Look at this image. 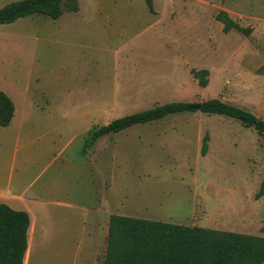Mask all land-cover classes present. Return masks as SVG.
<instances>
[{"label": "rangeland", "instance_id": "374dc122", "mask_svg": "<svg viewBox=\"0 0 264 264\" xmlns=\"http://www.w3.org/2000/svg\"><path fill=\"white\" fill-rule=\"evenodd\" d=\"M76 3L57 20L0 25V91L15 107L0 128V189L14 160L12 190L40 201L29 264L99 263L111 215L264 237V134L235 119L176 114L82 155L94 129L157 104L217 99L264 121V0ZM219 12L250 34L224 33ZM193 70L208 71L205 86Z\"/></svg>", "mask_w": 264, "mask_h": 264}, {"label": "trees", "instance_id": "16d2710c", "mask_svg": "<svg viewBox=\"0 0 264 264\" xmlns=\"http://www.w3.org/2000/svg\"><path fill=\"white\" fill-rule=\"evenodd\" d=\"M152 11L151 0H144ZM77 11L76 0H18L0 8V25L33 15L57 20L64 12ZM216 20L222 31L250 34L233 22L225 12ZM200 86L207 84V70L192 71ZM201 112L221 115L239 121L264 134V121L237 107L210 99L200 103L171 102L157 104L141 112L113 120L109 126L94 129L84 139L82 155L109 133H118L136 125H144L183 113ZM12 100L0 91V127H8L14 117ZM208 137L202 140L201 154L207 151ZM264 195V181L257 198ZM30 219L25 211H15L0 204V264H22L27 249ZM105 252L98 264H264V237L219 231L198 226L111 215L105 239Z\"/></svg>", "mask_w": 264, "mask_h": 264}, {"label": "crops", "instance_id": "0c3cea01", "mask_svg": "<svg viewBox=\"0 0 264 264\" xmlns=\"http://www.w3.org/2000/svg\"><path fill=\"white\" fill-rule=\"evenodd\" d=\"M52 26H53V29H55V32L54 31L53 32L58 33L59 32L58 23H56L55 25H52ZM14 117H15V115H14ZM14 117H13L11 123L14 121V119H15ZM8 127H5V128L0 127V128H2V130H6ZM15 151H18L17 147H16ZM13 154L15 156V152ZM14 156L12 157L13 159H14ZM21 164H22V166L27 167L28 162L22 160ZM13 165H14V160L11 161V167H10L11 170H9L8 182L5 185L4 189H0V197L7 201V202L4 201L2 204H6L8 207H10L12 210H15V211H25L29 215L30 224H29V228L27 230V249L25 251V255L23 258V262H22V264H29L30 256H31V253L34 249L35 244L37 243L38 240L40 241L41 239H44L43 235L39 234V228L37 227V219L35 218V216H33V214L29 210V203L40 202V201L38 199L30 198L29 195H27L26 193L19 194L16 191L12 190L11 185H10V181H11V174L14 171ZM101 206H102V204H101ZM101 206H100L101 219L94 223L96 225V232H95L94 237H97V235H98V233H97L98 232V224L104 218L103 212L101 211ZM18 209H21V210H18ZM102 215H103V217H102ZM107 232H108V230H107ZM105 239H106V237H105ZM92 240L94 241V252L92 255V257H93L94 254L96 253V248H97L96 245L97 244H95L94 238ZM105 246H106V243H105ZM104 252H105V250H104ZM90 263H91V260H90L89 264Z\"/></svg>", "mask_w": 264, "mask_h": 264}, {"label": "water", "instance_id": "95a60500", "mask_svg": "<svg viewBox=\"0 0 264 264\" xmlns=\"http://www.w3.org/2000/svg\"><path fill=\"white\" fill-rule=\"evenodd\" d=\"M109 125H107V127H108Z\"/></svg>", "mask_w": 264, "mask_h": 264}]
</instances>
